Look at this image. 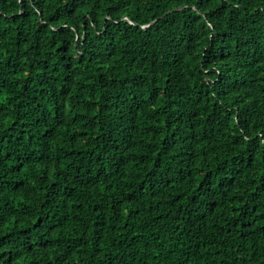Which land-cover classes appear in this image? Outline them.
Returning a JSON list of instances; mask_svg holds the SVG:
<instances>
[{"label": "trees", "instance_id": "trees-1", "mask_svg": "<svg viewBox=\"0 0 264 264\" xmlns=\"http://www.w3.org/2000/svg\"><path fill=\"white\" fill-rule=\"evenodd\" d=\"M0 264H264V0H0Z\"/></svg>", "mask_w": 264, "mask_h": 264}, {"label": "water", "instance_id": "water-1", "mask_svg": "<svg viewBox=\"0 0 264 264\" xmlns=\"http://www.w3.org/2000/svg\"><path fill=\"white\" fill-rule=\"evenodd\" d=\"M185 7H187V6H185ZM181 8H183V7H176V8H173L172 10L168 11L167 13L172 12V11H175V10H178V9H181Z\"/></svg>", "mask_w": 264, "mask_h": 264}]
</instances>
